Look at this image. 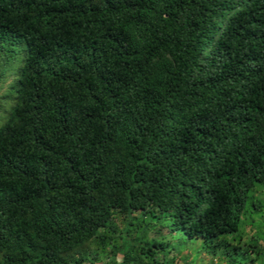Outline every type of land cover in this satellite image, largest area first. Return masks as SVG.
<instances>
[{
    "label": "trees",
    "instance_id": "1",
    "mask_svg": "<svg viewBox=\"0 0 264 264\" xmlns=\"http://www.w3.org/2000/svg\"><path fill=\"white\" fill-rule=\"evenodd\" d=\"M0 59V264H264V0H0Z\"/></svg>",
    "mask_w": 264,
    "mask_h": 264
},
{
    "label": "rangeland",
    "instance_id": "2",
    "mask_svg": "<svg viewBox=\"0 0 264 264\" xmlns=\"http://www.w3.org/2000/svg\"><path fill=\"white\" fill-rule=\"evenodd\" d=\"M14 65H16V63ZM13 82H14V74L12 73V71L5 72V74H3L2 78L0 79V123L5 118L11 106V103H12V96L11 97H9L10 95L7 96V98L10 99V101L8 102H6V100H4L2 96H3V93L7 92L8 89L11 88V84ZM256 195L257 197L262 196V194L258 192ZM248 214H245V216L243 217L244 219L243 220V223H244L243 230H244L245 235L250 236L251 234L254 233L256 229V224L255 222L250 220V217L248 216ZM253 219L258 220L259 218L258 216L253 215ZM167 233L168 232L165 229H162L159 231L153 230L151 231L149 235L152 237L167 239L169 238V235ZM258 241H259V244L264 248V240L259 239ZM198 246H199V241L193 240L187 246L183 247L180 252L179 258H177L176 260L177 261L176 264H225L224 261L222 259H219L217 255H213L206 250L197 251L196 259H193L194 251L198 248ZM99 252L100 251L92 247L87 259L94 258L96 255H98V257L103 258L104 255L100 256ZM251 256L253 257V254H251ZM96 263L99 264V262H96ZM86 264H88V262H86ZM249 264H260V261L259 260H251V261L249 260Z\"/></svg>",
    "mask_w": 264,
    "mask_h": 264
}]
</instances>
